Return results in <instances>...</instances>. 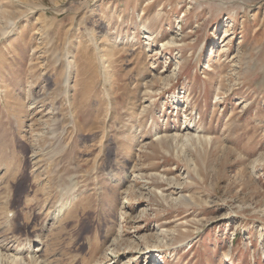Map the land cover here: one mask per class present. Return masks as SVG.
Returning a JSON list of instances; mask_svg holds the SVG:
<instances>
[{
    "label": "rangeland",
    "instance_id": "rangeland-1",
    "mask_svg": "<svg viewBox=\"0 0 264 264\" xmlns=\"http://www.w3.org/2000/svg\"><path fill=\"white\" fill-rule=\"evenodd\" d=\"M39 236L264 264V0H0V264Z\"/></svg>",
    "mask_w": 264,
    "mask_h": 264
},
{
    "label": "bare ground",
    "instance_id": "bare-ground-1",
    "mask_svg": "<svg viewBox=\"0 0 264 264\" xmlns=\"http://www.w3.org/2000/svg\"><path fill=\"white\" fill-rule=\"evenodd\" d=\"M178 68V67H177ZM144 210V208L142 209ZM40 237V236H39ZM12 238V236H11ZM10 238V239H11ZM14 238V237H13ZM41 238V237H40ZM2 239V238H1ZM14 240V243L13 245L11 246H7L5 249L7 251H15V259L18 261H22L23 264H36V263H39V264H44L45 263V253H46V250H47V246H48V241L46 239H43L41 238V240H39L40 242L36 245V248H32V243H35L36 240L35 238L33 239H30V243H27L26 245V249H23L24 247L21 246H17L16 243H17V240L14 238L12 239ZM11 240V241H12ZM1 241V240H0ZM3 241V239H2ZM7 241V240H5ZM13 242V241H12ZM30 244V245H29ZM3 245V244H2ZM1 246V245H0ZM34 247V246H33ZM24 251H26V256L24 257L22 252L24 253ZM5 253V252H4ZM18 256V257H17ZM10 257V256H9ZM27 257V258H26ZM159 257H161V255H159ZM160 262V261H159ZM156 263V262H155Z\"/></svg>",
    "mask_w": 264,
    "mask_h": 264
}]
</instances>
